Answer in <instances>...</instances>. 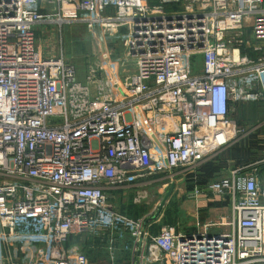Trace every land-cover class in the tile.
<instances>
[{"label":"built area","instance_id":"1","mask_svg":"<svg viewBox=\"0 0 264 264\" xmlns=\"http://www.w3.org/2000/svg\"><path fill=\"white\" fill-rule=\"evenodd\" d=\"M47 24L87 28L85 82L64 55H43ZM260 100L264 0H0V264H92L68 242L93 234L111 264H264L249 168L208 185L223 204L194 233L153 235L154 220L111 202L228 148L246 131L233 106Z\"/></svg>","mask_w":264,"mask_h":264},{"label":"rangeland","instance_id":"2","mask_svg":"<svg viewBox=\"0 0 264 264\" xmlns=\"http://www.w3.org/2000/svg\"><path fill=\"white\" fill-rule=\"evenodd\" d=\"M182 8L180 4L169 6L167 10ZM37 43L46 57L64 55L75 65L82 82H85L90 66L96 62L91 35L81 24H65L62 28L57 24L39 26ZM241 106H233V117L246 130L243 137L196 168L182 170L171 176L151 177L147 179L149 182L146 185L112 191L111 202L116 210L133 220H154L153 235L159 234L164 227L194 233L203 224L217 219L223 200L207 192L208 196L200 200L197 210L195 204L198 205V202L195 200L194 204L192 201L191 189L207 190L210 183L228 175L232 169L246 166L252 168L250 173L257 177L254 169H259L258 184L264 190V167L260 165V161L264 160V130L259 133L261 127H264V102L250 101ZM172 184H175V190L163 210H160ZM68 244L70 248L76 247L86 253L92 264H111L105 242L97 235L71 238ZM129 261L121 256L117 263L127 264Z\"/></svg>","mask_w":264,"mask_h":264},{"label":"crops","instance_id":"3","mask_svg":"<svg viewBox=\"0 0 264 264\" xmlns=\"http://www.w3.org/2000/svg\"><path fill=\"white\" fill-rule=\"evenodd\" d=\"M241 106V105H240ZM242 107V106H241ZM258 127V126H257ZM260 128V127H259ZM262 130H264V127L262 128L261 127V129L259 130V133L260 132H262ZM243 137V136H242ZM260 137H263V136H260ZM235 142H233L231 145H233ZM230 145V146H231ZM229 146V147H230ZM260 165L262 166L263 165V167H264V160H261L260 161ZM239 167H243V168H249L248 170L250 171L252 168H250V167H246V166H239ZM254 172L256 173V174H258V177H257V175H256V177H257V179L259 180V169L257 168V167H255V169H254ZM260 191H261V194L263 193L264 194V190H262L261 189V187H260ZM194 192V191H193ZM203 192H205V195L204 196H201V197H198L197 199H195V198H191L192 199V201L194 202V204L196 203V202H198V205L197 204H195V207H196V209L198 210L199 209V202H200V200L201 199H206V197L208 196V194H207V191H203ZM262 194V198H263V202H264V195ZM195 200H197L196 202H195ZM203 203H204V201H203ZM203 207V206H202ZM193 216H196V217H198L196 214H193Z\"/></svg>","mask_w":264,"mask_h":264},{"label":"water","instance_id":"4","mask_svg":"<svg viewBox=\"0 0 264 264\" xmlns=\"http://www.w3.org/2000/svg\"><path fill=\"white\" fill-rule=\"evenodd\" d=\"M174 190H175V184H172V186H171V189H170L169 193L167 194V196H166L165 200L163 201V203H162V205H161V207H160V210H163V208H164V207H165V205H166V202H167V201H168V199H169V198L172 196V194H173Z\"/></svg>","mask_w":264,"mask_h":264},{"label":"trees","instance_id":"5","mask_svg":"<svg viewBox=\"0 0 264 264\" xmlns=\"http://www.w3.org/2000/svg\"><path fill=\"white\" fill-rule=\"evenodd\" d=\"M191 191L193 192L194 190H193V189H191Z\"/></svg>","mask_w":264,"mask_h":264}]
</instances>
